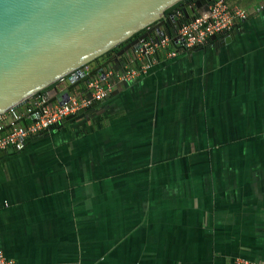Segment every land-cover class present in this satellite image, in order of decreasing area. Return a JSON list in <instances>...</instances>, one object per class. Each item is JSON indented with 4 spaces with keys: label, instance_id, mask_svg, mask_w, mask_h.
Masks as SVG:
<instances>
[{
    "label": "crops",
    "instance_id": "crops-1",
    "mask_svg": "<svg viewBox=\"0 0 264 264\" xmlns=\"http://www.w3.org/2000/svg\"><path fill=\"white\" fill-rule=\"evenodd\" d=\"M233 4L248 17L231 42L159 52L89 118L0 158L9 258L264 264V1Z\"/></svg>",
    "mask_w": 264,
    "mask_h": 264
},
{
    "label": "water",
    "instance_id": "water-1",
    "mask_svg": "<svg viewBox=\"0 0 264 264\" xmlns=\"http://www.w3.org/2000/svg\"><path fill=\"white\" fill-rule=\"evenodd\" d=\"M216 0H0V115L23 107L30 97L54 85L49 103H64L70 93H86L84 82L105 69L122 70L137 61L146 41L186 48L178 31L195 15L209 11ZM229 3H261L264 0H225ZM176 4L181 9L178 13ZM236 25L210 40L231 42ZM196 47L186 48L189 50ZM95 67H90L91 64ZM102 101L80 109L48 130L86 116ZM25 118L21 119L23 121ZM26 138L0 151V158L18 151Z\"/></svg>",
    "mask_w": 264,
    "mask_h": 264
},
{
    "label": "built area",
    "instance_id": "built-area-1",
    "mask_svg": "<svg viewBox=\"0 0 264 264\" xmlns=\"http://www.w3.org/2000/svg\"><path fill=\"white\" fill-rule=\"evenodd\" d=\"M181 14V11H178ZM248 17V11L238 4L225 0H216L209 11L195 15L180 27L179 38L185 41L186 48L201 46L208 39L219 33L230 31L237 23ZM144 52H139L137 61L129 63L122 70L109 66L105 77L94 75L84 82L86 91L92 97L79 92H72L64 103H49V94L40 92L29 98L21 108L0 115V151L22 143L26 138L43 133L63 119L76 114L80 109L91 107L94 100H105L120 83L131 82L147 74L155 63L159 52L167 57H175L178 52L170 48V38L165 36L160 43L151 40L144 43ZM30 117L31 122L20 124V120ZM9 124V127H6ZM0 264H17L9 258L0 243ZM234 264H260L257 261L238 257Z\"/></svg>",
    "mask_w": 264,
    "mask_h": 264
},
{
    "label": "trees",
    "instance_id": "trees-1",
    "mask_svg": "<svg viewBox=\"0 0 264 264\" xmlns=\"http://www.w3.org/2000/svg\"><path fill=\"white\" fill-rule=\"evenodd\" d=\"M176 8L178 7V8H180L179 6H178V4H176V6H175ZM54 85H52V87H53ZM49 88V87H48ZM47 89V88H46ZM46 89H44L42 92H44V91H46Z\"/></svg>",
    "mask_w": 264,
    "mask_h": 264
},
{
    "label": "flooded vegetation",
    "instance_id": "flooded-vegetation-1",
    "mask_svg": "<svg viewBox=\"0 0 264 264\" xmlns=\"http://www.w3.org/2000/svg\"><path fill=\"white\" fill-rule=\"evenodd\" d=\"M177 10H178V11H181V9H179L178 7H177Z\"/></svg>",
    "mask_w": 264,
    "mask_h": 264
}]
</instances>
